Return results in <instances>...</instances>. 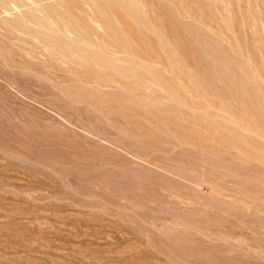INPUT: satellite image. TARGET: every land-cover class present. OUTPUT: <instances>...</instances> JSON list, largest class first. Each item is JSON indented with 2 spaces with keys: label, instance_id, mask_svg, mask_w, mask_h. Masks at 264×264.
<instances>
[{
  "label": "rangeland",
  "instance_id": "1",
  "mask_svg": "<svg viewBox=\"0 0 264 264\" xmlns=\"http://www.w3.org/2000/svg\"><path fill=\"white\" fill-rule=\"evenodd\" d=\"M0 264H264V0H0Z\"/></svg>",
  "mask_w": 264,
  "mask_h": 264
}]
</instances>
